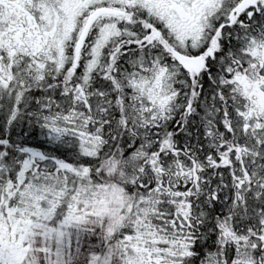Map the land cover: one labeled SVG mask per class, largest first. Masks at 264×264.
Wrapping results in <instances>:
<instances>
[{"label": "snow or ice", "instance_id": "obj_1", "mask_svg": "<svg viewBox=\"0 0 264 264\" xmlns=\"http://www.w3.org/2000/svg\"><path fill=\"white\" fill-rule=\"evenodd\" d=\"M0 264H264V0H0Z\"/></svg>", "mask_w": 264, "mask_h": 264}]
</instances>
